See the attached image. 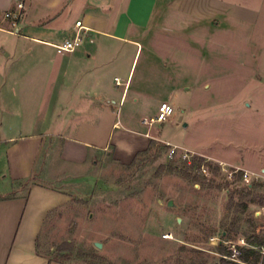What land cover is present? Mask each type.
Wrapping results in <instances>:
<instances>
[{"label":"rangeland","instance_id":"rangeland-1","mask_svg":"<svg viewBox=\"0 0 264 264\" xmlns=\"http://www.w3.org/2000/svg\"><path fill=\"white\" fill-rule=\"evenodd\" d=\"M228 1L258 9V18H217L218 32L204 29L192 41L187 35L166 71L148 74L135 115L156 119L158 107L168 103L162 101L171 99L175 113L150 128L163 140L155 138L132 167L108 154L68 165L56 142L32 180L4 182L14 191L7 197L27 195L32 184L63 197L37 240L49 264H243L222 254L219 244L233 251L264 234L256 231L264 222L255 217L264 207V0ZM147 60L146 53L138 57L133 85L145 75ZM130 110L120 107L119 119L134 114ZM124 140L130 146L141 139ZM189 151L238 165L250 177L230 179L223 170L236 168ZM7 155L0 151V167L9 164Z\"/></svg>","mask_w":264,"mask_h":264},{"label":"crops","instance_id":"crops-1","mask_svg":"<svg viewBox=\"0 0 264 264\" xmlns=\"http://www.w3.org/2000/svg\"><path fill=\"white\" fill-rule=\"evenodd\" d=\"M229 2L0 0V151L9 161L0 167V264H49L38 253L37 240L47 216L63 199L33 184L27 195L7 197L14 191L4 182L19 186L32 180L41 157L56 142L66 164L83 166L103 154L130 164L155 138L162 139L150 129L138 130L148 119L135 115L145 98L147 76L166 71L187 35L192 41L204 29L218 32L217 18L229 23L258 18V9ZM18 3L24 4L21 17L7 18L6 12H18ZM77 23L87 33L82 46L59 54L56 46L76 36ZM143 53L148 57L145 75L133 85L135 65ZM162 102L174 108L172 99ZM128 104L134 114L119 119L120 107ZM128 135L139 137L140 143L126 146Z\"/></svg>","mask_w":264,"mask_h":264},{"label":"built area","instance_id":"built-area-1","mask_svg":"<svg viewBox=\"0 0 264 264\" xmlns=\"http://www.w3.org/2000/svg\"><path fill=\"white\" fill-rule=\"evenodd\" d=\"M17 10H18L17 13L11 11L6 12V17L14 20H18L22 15L21 11L24 10V4L18 3ZM13 25L16 26L15 23ZM76 28H77V34L73 39L66 40L62 44L56 46L57 52L59 54L75 52L78 48L82 46L84 39L87 37V33L84 27L81 25V23H77ZM116 84L117 86L122 85L119 79H116ZM174 113H175V109L173 108L172 105H170L169 103H162L159 107L156 119H151V121L145 119L143 123L146 126H148L150 129L151 127L154 126V124H163L167 122L174 115ZM223 171L227 172L228 177L230 179L235 178L236 176H241V178L244 179H248L250 177L249 173L241 172V170L237 168L233 170L225 169ZM255 217L264 222V207H262L259 211L255 213ZM233 252L234 255L232 258L235 259L236 256L238 255V251L237 249H234Z\"/></svg>","mask_w":264,"mask_h":264},{"label":"trees","instance_id":"trees-1","mask_svg":"<svg viewBox=\"0 0 264 264\" xmlns=\"http://www.w3.org/2000/svg\"><path fill=\"white\" fill-rule=\"evenodd\" d=\"M147 152V151H146ZM145 152V153H146ZM140 154L137 155L139 157ZM136 159L131 163L129 167H132L136 163ZM199 167L202 166V161L199 160ZM194 164H190V166H194ZM172 170L178 169V166L171 167ZM256 231H264V224H260L257 226ZM248 244L250 247H238V255L236 256V260L242 262L243 264H264V234L262 235H253L248 238ZM219 250L222 254L227 255L230 258L233 257L234 252L228 251L224 248L223 244H219ZM221 264H239L232 260H222Z\"/></svg>","mask_w":264,"mask_h":264},{"label":"water","instance_id":"water-1","mask_svg":"<svg viewBox=\"0 0 264 264\" xmlns=\"http://www.w3.org/2000/svg\"><path fill=\"white\" fill-rule=\"evenodd\" d=\"M184 127L186 128L187 124H185ZM169 206H171V207L173 206V202L172 201L169 202ZM96 247L100 249V248H102V245L100 243H96Z\"/></svg>","mask_w":264,"mask_h":264}]
</instances>
